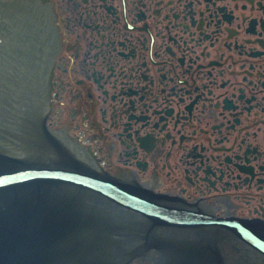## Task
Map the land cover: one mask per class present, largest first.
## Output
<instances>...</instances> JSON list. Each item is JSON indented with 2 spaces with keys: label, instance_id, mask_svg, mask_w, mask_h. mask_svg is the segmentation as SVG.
I'll list each match as a JSON object with an SVG mask.
<instances>
[{
  "label": "flooded vegetation",
  "instance_id": "obj_1",
  "mask_svg": "<svg viewBox=\"0 0 264 264\" xmlns=\"http://www.w3.org/2000/svg\"><path fill=\"white\" fill-rule=\"evenodd\" d=\"M28 5L54 45L39 100L17 112L0 93V171L23 162L7 141L37 138L56 166L264 236V0H0L11 16ZM179 229L210 243L186 263L264 264L221 224Z\"/></svg>",
  "mask_w": 264,
  "mask_h": 264
},
{
  "label": "water",
  "instance_id": "obj_2",
  "mask_svg": "<svg viewBox=\"0 0 264 264\" xmlns=\"http://www.w3.org/2000/svg\"><path fill=\"white\" fill-rule=\"evenodd\" d=\"M0 11V93L13 96L7 99L17 104L12 107L18 112L28 98L40 99L54 35L46 10L37 5L17 6L13 16ZM24 138L19 136L13 144L6 140L12 152L22 159L55 162L57 155L51 147L40 139L27 143ZM32 184L36 187L30 188ZM73 184L81 189H69ZM134 190L63 166L0 171V264H214L185 262L207 260L195 251L209 249L208 241L182 242L172 235L186 231L174 226L205 223L229 228L264 253V236L252 228V221L196 215L144 198ZM157 225L156 231L149 228ZM230 244L226 249L234 261L238 254ZM192 250L195 254L188 253Z\"/></svg>",
  "mask_w": 264,
  "mask_h": 264
},
{
  "label": "bare ground",
  "instance_id": "obj_3",
  "mask_svg": "<svg viewBox=\"0 0 264 264\" xmlns=\"http://www.w3.org/2000/svg\"><path fill=\"white\" fill-rule=\"evenodd\" d=\"M148 184H150V183H148ZM151 185V184H150Z\"/></svg>",
  "mask_w": 264,
  "mask_h": 264
}]
</instances>
